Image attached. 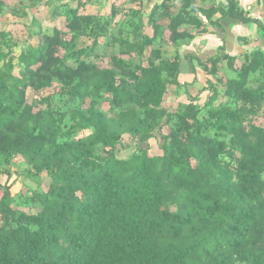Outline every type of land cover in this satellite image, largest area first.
<instances>
[{
  "label": "trees",
  "instance_id": "1",
  "mask_svg": "<svg viewBox=\"0 0 264 264\" xmlns=\"http://www.w3.org/2000/svg\"><path fill=\"white\" fill-rule=\"evenodd\" d=\"M16 1L0 0V20L55 2L65 31L39 30L37 46L15 56L0 30V264H264V127L254 122L264 120V13L180 0L173 16L161 3L114 25V5L104 17L80 14L89 0ZM224 20L254 24L263 45L238 57L221 39L203 60L181 56L207 33L204 21ZM198 70L213 81L192 93ZM170 88L187 98L174 112L164 107ZM157 133L162 154L151 157L139 146ZM123 137L136 139L125 159ZM15 164L37 186L22 201L33 213L11 195Z\"/></svg>",
  "mask_w": 264,
  "mask_h": 264
},
{
  "label": "rangeland",
  "instance_id": "2",
  "mask_svg": "<svg viewBox=\"0 0 264 264\" xmlns=\"http://www.w3.org/2000/svg\"><path fill=\"white\" fill-rule=\"evenodd\" d=\"M7 7H14L17 5L16 0H3ZM85 2L86 0H81ZM90 2L86 3V6L80 10V14L83 15H97V16H104L107 17L110 15V8L111 5H114L118 12L113 19V24L117 25L120 21L123 20L124 16L127 14L124 12V8L118 9V0H89ZM57 4H54L49 7L46 5H41L33 9L31 12L27 11L28 17L27 18H18L6 13L0 20V30L2 31H9L12 34L13 40L17 44V48L14 50V55L18 56L21 50L27 46H37L38 38L36 33L41 30L45 34H51L53 27H58L60 30L65 31L63 26L61 25L62 18H58L53 16L54 7ZM37 22V25H33L32 20ZM145 28V27H144ZM148 29V28H146ZM145 32L149 33V30ZM83 44H89L87 40H81ZM104 41V40H103ZM249 41V39H248ZM102 42V41H101ZM105 43V41H104ZM167 46L164 50L166 56H172L175 52L174 49ZM135 60V58H134ZM107 59L103 62H100L101 65L105 66ZM240 65V61L236 62V67ZM190 66L185 61L182 62V72L190 73L191 70ZM222 71H220V76H222ZM198 75V83L195 85L193 89H190L192 93H196L197 91L201 90L203 87L207 85V81H213L211 76H208L201 72L200 70L197 71ZM51 91H47L44 93L39 94L40 97L48 96ZM205 94L201 97V100L204 99ZM39 96L35 95L33 92H27V101L32 103L36 101L39 103L40 98ZM187 98L183 92H176L174 88H170L165 96L164 100V107L169 112H174L178 109L180 104H185ZM255 124L258 126L264 127V120L262 119H255ZM166 130L163 131L165 133ZM160 134V133H159ZM158 133L155 135V138L150 141L148 145H140L139 147L148 150V154L151 157H158L161 156V140L160 135ZM136 139H132L129 137H123L122 139V148L117 147V156L118 158L125 159L127 158L131 152L134 150V144ZM13 176L9 180L8 184L11 185L10 192L11 195L16 197L17 203L19 202V209L27 212L33 213L36 210L31 207V205L27 203H23L24 198H30L31 193L37 189V186L29 180L21 179L17 177L14 173L16 171V164L11 167ZM6 181L5 177H0V183H4ZM41 189L46 190L48 186V179L43 174L41 180Z\"/></svg>",
  "mask_w": 264,
  "mask_h": 264
},
{
  "label": "crops",
  "instance_id": "3",
  "mask_svg": "<svg viewBox=\"0 0 264 264\" xmlns=\"http://www.w3.org/2000/svg\"><path fill=\"white\" fill-rule=\"evenodd\" d=\"M198 5L208 10L210 8H225L228 5L230 0H196ZM237 2L240 8H242L245 14L251 19L262 18L264 13V8L261 0H234ZM161 3H165V10L170 15H175L178 13L181 7L180 0H118V9L122 10L124 8V12L128 13L129 10H139L141 9L145 16H147L154 5H159ZM220 19L219 14H215L211 21L215 22ZM145 28L144 33L151 36L152 30L150 27L146 25V20H144ZM168 20H165L163 24H167ZM207 33H203L201 35H197L192 43L188 47H184L180 50V54L183 55H193L201 57L202 60L207 55H214L216 50L222 46V40H224L226 52L235 56H241L243 53L251 50L255 47H261L262 41L258 38V30L254 24H243L240 21H221L220 26L212 27L204 21ZM148 28V29H146ZM149 30V33L145 32ZM182 30H186L188 32H193V28L184 27ZM167 37V34H166ZM246 39L247 44L243 42ZM249 39V41H248ZM171 47V46H169ZM168 47V48H169ZM166 48V47H165ZM173 48V47H171ZM174 55V54H173ZM186 62V59L183 58L182 62ZM236 62H239L237 60ZM190 68V67H189ZM191 70V68H190ZM192 72V71H191ZM190 73H185L186 75H190ZM183 73V72H182ZM184 74V73H183ZM193 89V88H192Z\"/></svg>",
  "mask_w": 264,
  "mask_h": 264
}]
</instances>
